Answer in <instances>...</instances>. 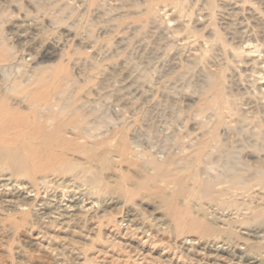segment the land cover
<instances>
[{
	"label": "rangeland",
	"instance_id": "rangeland-1",
	"mask_svg": "<svg viewBox=\"0 0 264 264\" xmlns=\"http://www.w3.org/2000/svg\"><path fill=\"white\" fill-rule=\"evenodd\" d=\"M38 77L83 148L33 177L0 162V184L58 195L0 199V264H197L191 238L264 264V0H0V93L27 112L12 87ZM73 194L87 211L65 217ZM127 218L145 242L117 235Z\"/></svg>",
	"mask_w": 264,
	"mask_h": 264
},
{
	"label": "bare ground",
	"instance_id": "bare-ground-1",
	"mask_svg": "<svg viewBox=\"0 0 264 264\" xmlns=\"http://www.w3.org/2000/svg\"><path fill=\"white\" fill-rule=\"evenodd\" d=\"M33 83L35 88H31L32 90H28L27 86H24L21 83H15L12 87L13 89H17V91H19L18 93L23 94L26 97L28 105L32 107L27 112L9 106L7 103L8 94L0 93V162L5 163L13 174H23L28 175L29 177H33L37 174L58 171L63 166L69 167L70 165H68L69 162L66 160L65 153L70 149H78L79 147L83 148V144L79 145L76 138L68 137L64 132L69 127L77 126L78 120L84 117L77 112L63 113L53 109H47L45 111L40 110L38 102H41L43 99V102H45V98L48 97L50 91L47 88H53V85H44L42 77L36 78ZM76 136H80L79 130L76 132ZM9 184L11 183L0 184V199H4V202L7 204H15L14 202L16 200H14V198L18 197L22 199L42 201L41 198L43 197L55 198L58 196L56 195L57 192H49V189H47L45 185L38 186V183L29 186L24 183L11 184L10 186ZM202 187L209 191L208 189L210 188V185L208 182H203ZM41 192H43V197ZM63 196L65 195L63 194ZM65 200V203L62 201L63 203L58 206L65 217H72L87 211L84 201V204L81 202V204L78 205L79 201L77 200L79 199L76 197V194H73L70 198L68 197ZM127 219L129 224L119 228L120 230H117L116 232L117 235H119L123 241L128 240L131 236L137 235L140 243L145 242L146 239H143L145 232L138 228H130V224L135 223V220L131 218ZM97 222H92L90 224V230L100 229V224ZM198 223L203 228V235H207L213 231L214 226L211 224L203 221ZM107 232L112 235L116 234L115 229H108ZM180 243L184 254L192 256L197 264H223L225 261H223L224 258L220 257V255L222 252L228 250L230 246L229 241L224 239L215 240V238L206 241L191 238L184 239ZM239 244L240 250L246 249L245 242ZM141 246L144 248L143 244ZM241 246L243 247L240 248ZM104 249L106 252H111L112 254L116 253L113 247L109 249L107 246ZM164 253L165 252L161 255ZM54 259L57 260L58 255L55 256ZM170 260H172L173 263H178L174 257H171ZM137 264H148V259L141 256V258L138 259Z\"/></svg>",
	"mask_w": 264,
	"mask_h": 264
}]
</instances>
